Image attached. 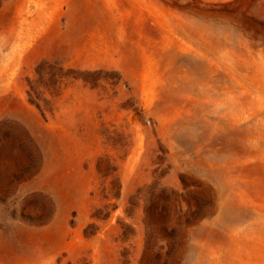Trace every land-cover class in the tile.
I'll list each match as a JSON object with an SVG mask.
<instances>
[{
    "label": "rangeland",
    "instance_id": "obj_1",
    "mask_svg": "<svg viewBox=\"0 0 264 264\" xmlns=\"http://www.w3.org/2000/svg\"><path fill=\"white\" fill-rule=\"evenodd\" d=\"M0 264H264V0H0Z\"/></svg>",
    "mask_w": 264,
    "mask_h": 264
}]
</instances>
